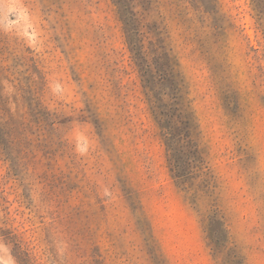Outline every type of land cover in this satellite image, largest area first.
<instances>
[{"label":"rangeland","instance_id":"1","mask_svg":"<svg viewBox=\"0 0 264 264\" xmlns=\"http://www.w3.org/2000/svg\"><path fill=\"white\" fill-rule=\"evenodd\" d=\"M0 264H264V0H0Z\"/></svg>","mask_w":264,"mask_h":264}]
</instances>
